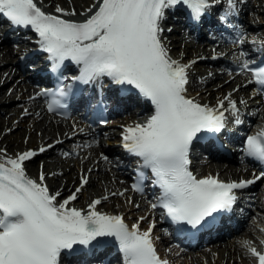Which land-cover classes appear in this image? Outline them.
Listing matches in <instances>:
<instances>
[{
    "label": "snow or ice",
    "instance_id": "snow-or-ice-1",
    "mask_svg": "<svg viewBox=\"0 0 264 264\" xmlns=\"http://www.w3.org/2000/svg\"><path fill=\"white\" fill-rule=\"evenodd\" d=\"M238 2L242 4L244 0H99L87 19L75 22L62 18L75 12H66L59 5L55 12L62 15L43 11L35 0H0V15L12 25L35 33L53 72L70 60L79 66L74 80L88 85L107 77L116 85L135 89L151 103L154 111L145 122L123 126L122 146L139 158L142 168L151 170L153 184L160 189L151 208L160 207L173 222L195 229L214 213L231 210L237 200L236 190L254 184L264 177V172L251 179L225 181L212 175L198 179L189 171L193 141L201 133H218L225 128L226 113L240 124L238 103L246 101L237 102L231 92L214 106L186 97L189 69L195 61L184 64L170 57L161 39V21L167 10L180 4L195 21L211 6L224 4L221 20L226 22L237 14ZM236 42L242 45L245 41L240 37ZM259 43L264 50V41ZM246 55L241 51L235 58L238 74H250L247 84L256 85L254 95H264V62L256 65ZM212 58L217 57L214 54ZM238 89L239 85L232 91ZM36 95L51 97L47 103L49 112L65 107L62 99L67 92L62 84L55 90L42 89ZM76 130L74 124L73 135ZM52 146H41L39 152ZM244 152L264 162V127L247 137ZM35 155L36 151L27 150L8 156L0 149V264H58L63 250L74 245L88 246L99 237L115 240L125 264H168L156 254L152 224L140 231L138 223L130 228L121 215L96 210L107 195L93 199L86 212L69 206L88 182L87 175L81 176L80 186L72 194L57 203L60 192H49L43 173L39 182L25 174L24 162ZM143 179L141 171L133 191H142L139 181ZM240 243L255 258V264H264V251L257 250L251 241ZM260 243L264 245V240Z\"/></svg>",
    "mask_w": 264,
    "mask_h": 264
},
{
    "label": "bare ground",
    "instance_id": "bare-ground-1",
    "mask_svg": "<svg viewBox=\"0 0 264 264\" xmlns=\"http://www.w3.org/2000/svg\"><path fill=\"white\" fill-rule=\"evenodd\" d=\"M69 1V2H67ZM37 5L47 13L62 15L55 12V8L59 5L66 12H70L71 9L69 3L73 5H80L81 9L76 11L75 14L85 11L93 0H35ZM264 0H244V3H237L238 12L236 15L229 16L227 20L232 23L233 27H229V33L231 36L242 37L244 43L241 45L235 41L230 43L228 47L233 51L235 47H240L247 45L249 38L252 39L253 33L248 34V37L241 36V32L247 33V28L250 32H258L257 38L264 39ZM183 5V4H181ZM223 6V5H222ZM225 8V7H224ZM224 8L223 12H224ZM246 9V10H245ZM75 15L63 16L62 18L73 20ZM10 23L6 20L1 19L0 23V148H4L6 155L15 156L17 153L24 152L29 148H36L41 144L52 142L53 138L60 136H53L47 131L39 128L36 123V119L33 116L24 115L21 110L20 103H12L8 105L14 93H7L3 90L2 85L6 79V74L11 69L10 62L18 60L20 55L27 53L31 49L40 48L37 43V36L30 28L15 27L10 29ZM234 36V37H235ZM174 37V36H171ZM7 39H14V49L11 46L5 44ZM13 46V45H12ZM193 50V49H192ZM193 51H196L195 49ZM227 50L224 52L223 56H219L212 61L207 57L213 56L216 52L205 51L203 54V59H198L193 63L189 69L188 74V84L186 85L185 94L188 98H193L202 104H209L214 106L219 98H222L228 91H231L234 82L230 78V73L226 72L225 58H229ZM181 63L187 64L185 58L177 59ZM6 71L4 77L2 73ZM252 89L248 91L251 92ZM232 98L239 102L241 99L246 101L245 104H239L238 108L240 110L239 119L242 121L240 124H235L232 120L234 117L230 113H226V123L229 136L235 138L236 134L241 133L242 130L248 128L250 130L260 129L264 127V108L258 107L259 101L257 98L244 93V89H239L235 92L231 91ZM105 96L109 100L108 105L115 104L118 108L129 109L128 107L138 101V98L131 94H126L123 97H118L114 93V89H105ZM20 104V105H19ZM129 116V115H128ZM124 115L119 118L116 122L114 119L110 118L108 120V125L113 123H118L121 126L116 127V131H108V137H105V142L112 146V149L118 152L121 157L120 160L123 165L132 166L135 165L134 159L124 155L122 151V132L123 126H127L132 123V118ZM116 118V117H115ZM232 121V122H231ZM249 121H251L250 124ZM114 130V129H113ZM120 132L118 135L117 133ZM28 135V137H25ZM52 147L48 148L44 155L36 158L33 163V157L24 162V168L27 171H33L35 176H37L39 182V177L41 173L44 174V183L49 189L51 194L60 192V196L57 197V203L65 199L69 194L71 189L77 188V183L79 178L87 173L88 182L85 184L82 191L78 194L76 200L70 202V207H76L87 211V206L93 199L100 198L102 194H106L108 198L102 200L100 204L96 206L97 211L105 212L111 214L112 211L115 213L121 212L124 205H120L116 200L117 195H112V193H117V187L113 184H107L102 181L97 169L101 168V164L94 161L97 153L93 149H87V145L84 142L67 139L61 140L60 143L53 142ZM100 149H102V144L98 142L97 144ZM76 153L73 157L65 156L64 152ZM240 152H233V156H237ZM124 168L127 167H123ZM89 169V170H88ZM96 169V170H95ZM88 170V171H87ZM132 172V171H129ZM241 174L239 171H235ZM231 172L229 175H233ZM121 196H119L120 198ZM236 207L239 220L246 214L245 212H252V220L246 222V226L240 233V237L237 241L234 238L228 237L225 250L221 252V256H216L211 252H207L206 259L204 257L198 258L196 264H243L241 262L242 258H246V264H252L250 259L252 256L246 252V249L241 246V241L248 240L252 244L258 243L257 235H264L263 231H260L259 226H256L258 220L264 218V197L260 196L259 193L251 194L250 190H245L240 193L237 199ZM131 213L126 212L124 217L129 216ZM250 217V218H251ZM127 219V218H126ZM248 218H246L247 220ZM132 223V222H131ZM132 224H136L133 222ZM245 225V224H244ZM141 229L145 230L147 228V223L142 224ZM140 230V229H139ZM106 249V247L104 248ZM103 249V250H104ZM113 254L112 257H115ZM185 260H187L185 258ZM168 264H183L177 261H169Z\"/></svg>",
    "mask_w": 264,
    "mask_h": 264
},
{
    "label": "rangeland",
    "instance_id": "rangeland-1",
    "mask_svg": "<svg viewBox=\"0 0 264 264\" xmlns=\"http://www.w3.org/2000/svg\"><path fill=\"white\" fill-rule=\"evenodd\" d=\"M67 2H69V1H67ZM264 3V2H263ZM69 6H70V11H74V10H77V9H81V6L80 5H73L72 6V4H71V2L69 3ZM246 10V9H245ZM241 36H247V34H245L244 32H241V34H240ZM253 40V39H252ZM7 43V42H6ZM124 115H128V110H125V111H122L121 112V117L122 116H124ZM25 137H28V135H26V133H25ZM1 149H4V148H1ZM41 156V155H40ZM65 156H70V157H73V156H75V154H73V153H68V152H66L65 151ZM37 157H39V156H37ZM36 157V158H37ZM36 158H34L33 160H31V162H35L36 161ZM247 217H249V215L247 216ZM245 219H246V216H245Z\"/></svg>",
    "mask_w": 264,
    "mask_h": 264
}]
</instances>
